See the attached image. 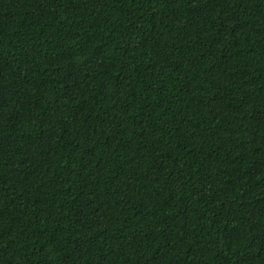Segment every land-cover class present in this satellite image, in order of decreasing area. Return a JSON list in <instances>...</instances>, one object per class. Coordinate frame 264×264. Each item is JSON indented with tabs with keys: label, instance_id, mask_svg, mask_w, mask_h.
<instances>
[{
	"label": "trees",
	"instance_id": "1",
	"mask_svg": "<svg viewBox=\"0 0 264 264\" xmlns=\"http://www.w3.org/2000/svg\"><path fill=\"white\" fill-rule=\"evenodd\" d=\"M0 264H264V0H0Z\"/></svg>",
	"mask_w": 264,
	"mask_h": 264
}]
</instances>
